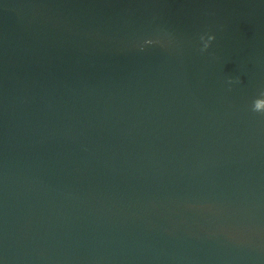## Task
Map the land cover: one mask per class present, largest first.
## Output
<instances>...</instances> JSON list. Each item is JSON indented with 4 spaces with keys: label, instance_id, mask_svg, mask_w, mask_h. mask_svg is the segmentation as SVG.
<instances>
[{
    "label": "water",
    "instance_id": "water-1",
    "mask_svg": "<svg viewBox=\"0 0 264 264\" xmlns=\"http://www.w3.org/2000/svg\"><path fill=\"white\" fill-rule=\"evenodd\" d=\"M258 100L264 0H0V264H264Z\"/></svg>",
    "mask_w": 264,
    "mask_h": 264
},
{
    "label": "clouds",
    "instance_id": "clouds-1",
    "mask_svg": "<svg viewBox=\"0 0 264 264\" xmlns=\"http://www.w3.org/2000/svg\"><path fill=\"white\" fill-rule=\"evenodd\" d=\"M201 39L203 40V37ZM214 39H215L214 36H209L208 37L207 41L204 42V48H203L204 51H206L208 49V47L210 46L211 41H213ZM253 111L264 113V108H261L259 100L255 103Z\"/></svg>",
    "mask_w": 264,
    "mask_h": 264
}]
</instances>
